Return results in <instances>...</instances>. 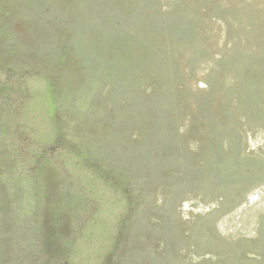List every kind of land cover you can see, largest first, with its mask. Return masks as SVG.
<instances>
[{"label":"rangeland","instance_id":"1","mask_svg":"<svg viewBox=\"0 0 264 264\" xmlns=\"http://www.w3.org/2000/svg\"><path fill=\"white\" fill-rule=\"evenodd\" d=\"M0 264H264V0H0Z\"/></svg>","mask_w":264,"mask_h":264}]
</instances>
